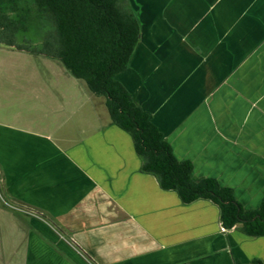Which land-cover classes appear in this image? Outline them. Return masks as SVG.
Wrapping results in <instances>:
<instances>
[{
	"label": "crops",
	"instance_id": "obj_1",
	"mask_svg": "<svg viewBox=\"0 0 264 264\" xmlns=\"http://www.w3.org/2000/svg\"><path fill=\"white\" fill-rule=\"evenodd\" d=\"M128 2L140 38L116 79L175 158L192 164L193 181L213 179L243 211L258 210L264 0ZM17 79L7 81L13 119L0 120V264L264 262V236L225 230L216 204H183L142 173L132 138L107 110L81 116L64 93L53 104L48 88L22 90Z\"/></svg>",
	"mask_w": 264,
	"mask_h": 264
},
{
	"label": "trees",
	"instance_id": "obj_2",
	"mask_svg": "<svg viewBox=\"0 0 264 264\" xmlns=\"http://www.w3.org/2000/svg\"><path fill=\"white\" fill-rule=\"evenodd\" d=\"M21 1L0 0L1 45L58 60L94 96L103 98L110 121L132 138L142 161L141 172L154 176L162 190L175 192L183 204L198 200L216 204L225 230L240 225L247 236H264V201L258 210L246 212L231 189L220 187L213 179L193 181L192 164L175 158L149 113L136 105L116 79L128 68L140 38V24L128 0H30L36 18L51 29L39 49L16 43L31 19L30 9L20 14ZM6 10L19 15L11 18ZM251 264L264 262L253 260Z\"/></svg>",
	"mask_w": 264,
	"mask_h": 264
},
{
	"label": "rangeland",
	"instance_id": "obj_3",
	"mask_svg": "<svg viewBox=\"0 0 264 264\" xmlns=\"http://www.w3.org/2000/svg\"><path fill=\"white\" fill-rule=\"evenodd\" d=\"M19 8L20 14L23 13L22 10L30 9L31 19L28 22L27 32L20 34L16 39V43L22 47L39 49L44 35L51 29L46 21L36 18L35 8L30 0H22ZM6 12L11 18L19 15L10 10H6ZM11 77H19L17 81L20 82L18 83L20 86H18H22V90L31 89L32 84H35V87L39 90L42 86L48 88L47 90L54 93L51 98H57L53 101V104L56 101H62L64 104V93L69 97L68 106L70 109L74 106L77 107V104L83 106L79 110L81 116L83 112V116L85 114V117H89L96 110L104 116L106 114L104 99L94 96L87 89L85 83L72 77L59 61L49 59L43 55L31 54L28 51L10 50L4 46L1 47L0 44V102L7 108V111L0 113V120L2 121H12L13 119L11 103L15 91L9 89L7 84ZM27 104L28 102L23 105L24 110H20L23 111L22 113L28 112ZM74 118L76 117L74 116ZM81 120L74 119L75 123H81Z\"/></svg>",
	"mask_w": 264,
	"mask_h": 264
},
{
	"label": "built area",
	"instance_id": "obj_4",
	"mask_svg": "<svg viewBox=\"0 0 264 264\" xmlns=\"http://www.w3.org/2000/svg\"><path fill=\"white\" fill-rule=\"evenodd\" d=\"M5 205H6L8 208H10V209H12V210H14V211H16V212H18V213L25 214V215H29V212H27V211H25V210L18 209V208L14 207V206H11V205L7 204V203H5Z\"/></svg>",
	"mask_w": 264,
	"mask_h": 264
}]
</instances>
